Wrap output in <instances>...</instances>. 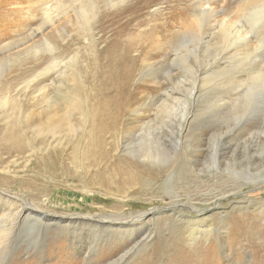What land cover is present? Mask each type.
<instances>
[{"label": "rangeland", "instance_id": "obj_1", "mask_svg": "<svg viewBox=\"0 0 264 264\" xmlns=\"http://www.w3.org/2000/svg\"><path fill=\"white\" fill-rule=\"evenodd\" d=\"M136 1L0 0V101L12 94L33 105L38 86L52 96L80 83L76 94L84 106L80 134L55 139L36 136L9 105L0 109V193L13 197V212L33 205L57 217L113 220L116 227L147 213L131 233L129 227L100 232L104 241L92 263L85 237L77 240L72 227L66 233L52 228L41 252L39 220L35 226L12 214L1 221L13 227L8 247L0 246V264H264V75L248 73L264 68V46L244 17L239 24L250 36L244 47L212 40L207 51L197 47L189 63L179 59L168 71H162L166 61H148L111 87L129 104L120 130L96 131L93 116L106 91L98 53L114 16L123 12L125 20ZM169 1L150 3L144 18L154 20ZM183 1L192 6L195 0ZM211 4L230 21L246 6L245 0ZM80 6L90 10L87 19L79 17ZM179 49L174 42L168 58ZM58 63L70 65L75 76L61 79L64 68L55 67L37 77ZM173 205H179L174 212ZM153 209L158 212L151 215Z\"/></svg>", "mask_w": 264, "mask_h": 264}, {"label": "bare ground", "instance_id": "obj_2", "mask_svg": "<svg viewBox=\"0 0 264 264\" xmlns=\"http://www.w3.org/2000/svg\"><path fill=\"white\" fill-rule=\"evenodd\" d=\"M30 1L35 4L39 0ZM154 1L155 0H137L131 8L127 11L125 10L124 15L129 17L123 20V12L122 14H117L114 16L113 21L109 26L111 27L109 41L99 50L98 53L101 62L100 75L104 76L101 87L105 88L106 91L103 93L100 91L102 101L98 104L93 116L94 119H97V122L95 121L93 124V129L96 131L100 130L106 133L109 130H118L119 127L122 126V115H124L125 111H128L129 104L125 102V99L123 100L119 97L118 93L113 92L111 87L115 86L122 80L132 78L137 71H140V69L148 64V61H150V65L155 63V60L166 61V65L163 66L162 71H168L167 69L174 66L179 59L180 61L182 60L185 63H189V57L193 55V52L196 54L197 47H199L200 50L207 51L206 49H208L212 40L217 42L218 39L222 45L227 44V47L231 49L244 47L248 44L250 38L248 34H244L245 30L242 29V26L239 24L244 17L250 22L249 31L253 32L254 36L259 40L258 43L261 48L264 46V0H245V10L240 12L239 18H237L236 21H230L229 16L219 18L218 16L223 14V12L214 9L211 0H195L194 3H192L193 7L187 6L183 0L179 2H177V0H170L162 11H158L157 9L154 12V20H152V18H144V10ZM189 10L193 11V15H195V19L191 21L188 19L190 18L187 13ZM90 13L91 12L87 7L80 6L79 17L87 19ZM256 22H258V24ZM86 23H88V20L85 21V24ZM145 24L147 25L144 28H141ZM261 32L263 35H261ZM174 42H180V49L175 50L171 58H168V52H172L171 49ZM47 45L49 46L48 43ZM181 50L185 53L183 57L180 52ZM55 67H61V69L62 67L64 68L58 74L61 79L64 77L72 78L76 74L73 69L70 70L71 72L68 74L69 69L71 68L70 65L67 67L66 64L58 63L52 67L40 70L37 77L48 75ZM248 73L250 77L260 78L264 75V68L257 70L250 69ZM77 75L79 76V74ZM53 81L52 84L55 82ZM74 87L76 88L75 92H73ZM28 88L29 84L25 85L22 89L25 96H28ZM37 90V103L27 105L22 102L20 96L12 97L11 94L0 101V109L5 111L9 105L12 112H14L20 119L24 116L25 127L32 131L33 125V131L38 137L55 139L56 136L58 137V135L64 134L65 132L66 134H72L73 136L80 134V112L84 111L83 103L80 102V97L77 95H80V91L82 90L80 88V83H76L71 89V92L67 93L56 88L53 90L52 96H50V92L44 85L38 86ZM74 116L78 117L73 119ZM93 117L91 118L93 119ZM34 119H37V124L33 123ZM24 133L25 132L21 131L18 135V139L22 138ZM20 143L21 141L16 140L15 147L21 148L22 146ZM55 159L58 160L59 158L55 157ZM133 176L134 173H131L129 182H134ZM135 177L136 176H134V179H136ZM11 198L13 197H8L3 193H0V222L4 221L3 219L6 220V218L11 217L12 214L13 217L17 215L16 220H30L33 225H35L34 220H39V225L43 230L41 232L42 235H44L40 237L43 238V240L42 242H39L37 246V251L41 252L45 248L47 236L52 228H56L60 233H66L69 231L68 229L72 227V232L77 240H83L85 237L84 246L87 248L85 258L90 263L95 260V254H98V248L100 247L101 242L104 241L103 234H100V232H110L111 234V232L115 233L116 231V229L113 228L120 229L121 227H129V229H132L128 230L131 233L137 224L136 221H139L140 219L143 220L147 215L145 212L139 216V218L125 220L116 227L112 223L113 220H104L93 216H69L68 218L63 216L57 217L55 214L48 215L42 211L37 212L33 205H24V207L19 209L20 211L16 213L13 211H16L18 208L17 203L14 205ZM1 202L4 203L2 206ZM218 202L219 200L215 199L217 205L219 204ZM177 206L179 207V205H173V207L170 208V211L174 212ZM192 211L197 213L201 212L200 210H194L193 208ZM157 212L158 209H153L150 211V214L154 215ZM126 223L129 225H126ZM2 224L3 226L0 225V246L5 249V247H8L7 241H10V234L12 233L10 228L13 226H5L6 222ZM196 236L193 235L191 237L193 242H195ZM6 237L7 239H5Z\"/></svg>", "mask_w": 264, "mask_h": 264}]
</instances>
